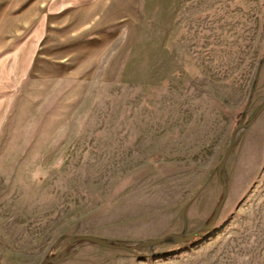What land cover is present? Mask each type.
<instances>
[{
	"label": "rangeland",
	"instance_id": "obj_1",
	"mask_svg": "<svg viewBox=\"0 0 264 264\" xmlns=\"http://www.w3.org/2000/svg\"><path fill=\"white\" fill-rule=\"evenodd\" d=\"M125 2L59 53L0 0V264H264V0Z\"/></svg>",
	"mask_w": 264,
	"mask_h": 264
},
{
	"label": "crops",
	"instance_id": "obj_2",
	"mask_svg": "<svg viewBox=\"0 0 264 264\" xmlns=\"http://www.w3.org/2000/svg\"><path fill=\"white\" fill-rule=\"evenodd\" d=\"M17 1L15 0L13 6L11 22L16 27L23 25L24 22L34 26L36 21L30 20L28 15H32L34 9L40 10L42 15L40 21H42L45 34L41 41L55 37L60 44L53 49L58 50L59 53H78L83 48V43H87L86 46L89 42L91 45L94 44V48L103 46L104 42L109 41L114 45L119 39L115 31L121 29L124 20L122 18L124 13L120 12L121 6L126 9L125 0H22L19 6H17ZM120 1L123 4H120ZM3 5L0 9H3ZM24 6L30 7V11L23 15L29 14L25 18L22 17L23 15L19 17L18 10ZM118 17V20H113ZM84 23L85 25H82ZM83 32H91V36L89 38L80 37ZM99 36L103 37L99 38ZM15 41L18 43L20 39L17 38ZM107 51L108 48L104 52Z\"/></svg>",
	"mask_w": 264,
	"mask_h": 264
},
{
	"label": "water",
	"instance_id": "obj_3",
	"mask_svg": "<svg viewBox=\"0 0 264 264\" xmlns=\"http://www.w3.org/2000/svg\"><path fill=\"white\" fill-rule=\"evenodd\" d=\"M264 108V103L260 106L259 108V111L262 110ZM242 127L241 124H238L235 129L233 130V132L231 133V136H230V139H229V143L227 145V148L225 150V153L222 157V159L220 160V162L218 163V166H217V174H218V177L220 178L221 176V173H222V169L227 161V158L229 156V153L231 151V148H232V145L234 143V140H235V137H236V134H237V131L238 129H240ZM222 198L218 204V206L216 207L210 221L208 222V226L209 227H212L218 217V214H219V211L221 209V206L223 204V201H224V198H225V195H226V188L224 186H222ZM199 234H202L200 232H197L195 234H190L188 236H186V238H191L195 235H199ZM74 241H91V242H94V243H97V244H100V245H108V243H106V241L102 240V239H99V238H96V237H92V236H77L74 238ZM153 242V241H152ZM110 246V245H109ZM127 250H131L132 247H125Z\"/></svg>",
	"mask_w": 264,
	"mask_h": 264
},
{
	"label": "trees",
	"instance_id": "obj_4",
	"mask_svg": "<svg viewBox=\"0 0 264 264\" xmlns=\"http://www.w3.org/2000/svg\"><path fill=\"white\" fill-rule=\"evenodd\" d=\"M66 250H67V247H65V248L59 253V255H62L63 253H65Z\"/></svg>",
	"mask_w": 264,
	"mask_h": 264
}]
</instances>
